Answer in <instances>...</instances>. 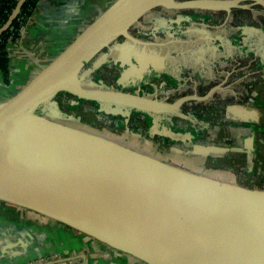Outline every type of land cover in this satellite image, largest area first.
Listing matches in <instances>:
<instances>
[{
	"label": "water",
	"instance_id": "95a60500",
	"mask_svg": "<svg viewBox=\"0 0 264 264\" xmlns=\"http://www.w3.org/2000/svg\"><path fill=\"white\" fill-rule=\"evenodd\" d=\"M18 0L0 35L18 15ZM243 1L115 0L16 93L0 102V200L74 228L145 264H264V190L214 179L103 134L35 113L59 91L106 105L174 113L173 101L85 86L80 69L155 6L226 11ZM45 264V263H43Z\"/></svg>",
	"mask_w": 264,
	"mask_h": 264
},
{
	"label": "crops",
	"instance_id": "0c3cea01",
	"mask_svg": "<svg viewBox=\"0 0 264 264\" xmlns=\"http://www.w3.org/2000/svg\"><path fill=\"white\" fill-rule=\"evenodd\" d=\"M114 1L38 0L18 40L7 43L10 81L7 85L4 84L0 72V102L24 86ZM157 16L155 10H149L130 27L142 28ZM182 20L185 22L187 19ZM178 27L179 30L186 29V33L192 34L195 45L202 33L206 49L220 51L222 60L215 64L213 61L209 62L206 65L209 69L203 71H207L214 80L224 78L223 81H227L228 86L233 84V87L241 83L247 76L249 61L247 60L245 64V58L248 56L256 57L257 63L252 64L264 70V19L256 23L250 18L242 20L241 17L231 16L227 24L221 26L212 24V18L209 17L206 23L194 19L187 26L178 24ZM119 37L97 53L92 67L96 68L111 60H119L122 65L129 67L119 78L133 76L139 78L149 71L151 56L155 58L152 60L155 63L167 56L165 55L167 53L142 46L123 36H121L123 40H119ZM140 39L144 41L143 38ZM194 44L190 45L191 51L195 49ZM177 48L180 50L181 46H176L175 49ZM224 52L227 54L224 55ZM180 54L183 55L182 52ZM152 61L150 64L163 66L161 62L155 64ZM232 66H240L239 69L242 70L246 68L242 71L244 76L241 79L239 76L230 77ZM251 73H254V70ZM117 82L119 83L118 79ZM43 263L145 264L63 223L0 200V264Z\"/></svg>",
	"mask_w": 264,
	"mask_h": 264
},
{
	"label": "trees",
	"instance_id": "16d2710c",
	"mask_svg": "<svg viewBox=\"0 0 264 264\" xmlns=\"http://www.w3.org/2000/svg\"><path fill=\"white\" fill-rule=\"evenodd\" d=\"M17 1L18 0L0 1V26L6 21ZM37 1L38 0H25L16 18L0 35V72L2 74L3 82L6 85L10 81L7 43L9 41H16L20 37V25L21 23H25L28 20ZM211 17L212 24H220L221 20L223 19L221 11L218 13H212ZM241 18L242 20L244 18H247L248 20V17L246 16H242ZM214 53H217V56L221 58L219 50L210 52V50L207 49L205 52H203V55H207L206 57L211 60ZM226 54L227 53L224 52V55ZM247 60L248 58H245V64L247 63ZM178 61H180L179 63H182L184 59L180 58ZM252 63H247V76L241 83L237 85L234 84L236 86L233 87V84L228 86V83L226 82L224 85V90L230 91L232 94L234 92V97L232 99L237 101L235 104L233 102L231 103L234 104L232 105L234 108L240 109L246 104V107L257 110V120L251 122L240 121L239 119L234 121L226 119L224 115V109L226 108L225 102H216L211 100L212 98H209L205 101L189 100L180 107V109H183L187 112L189 111V113L193 114L192 119H189L188 114L184 112L182 115L177 114L176 111L174 113L161 114H166L172 117V121L171 119L169 121L170 125L172 124L181 126V130L178 134L179 136H183L184 133L190 131V135L188 137L190 140L198 139L197 137L209 139L214 138L216 143L230 147L235 146L236 141H234L228 132H234L236 129L244 128L245 132H249V135L252 136L253 139L255 158L252 161L251 169L241 166L244 160L241 157L234 156L237 154L233 155L230 153L223 155L227 165L213 164L215 161L217 163L219 160L215 156L206 157L207 165L211 168L228 167L229 169H232L235 173V178L233 181L230 179L229 182L236 183L249 189L264 190V70L257 68L258 66L253 65ZM239 67L240 66H232L230 68V77L239 76L241 79V77L244 76L242 71L246 70V68L242 70L239 69ZM206 68H208V66H205L204 70H206ZM253 70L254 73H251ZM117 72L118 70L114 68H108L105 64H102L100 67H92L90 77H92V79L96 82L101 80V82H103L107 87H112L111 81L109 82L106 78L109 77L108 74L110 73H112V75H117ZM192 83L193 81H188L187 86L185 87L190 88L193 85ZM230 87L232 89H230ZM202 89V91L205 90L204 86ZM241 96L244 98L240 99ZM48 102L53 105L50 107L55 113L73 114V116L80 117L79 121L81 124L94 131H105L118 138L121 136V134H123L124 131H132L138 133L145 139L154 140L158 145L161 143H168L166 142L168 139H163L162 137L164 136L160 134H154L152 137L145 135V127L151 125V123L153 125V122L155 123L154 115L158 113L138 110L135 108H130V110L125 111L124 109L126 106L115 104L106 106V104L101 102L81 98L66 91H59L55 93L49 98ZM151 117L153 118V121ZM181 138L182 137H180V139ZM168 144L165 146H169ZM165 146L163 147L165 148ZM239 155L241 156L242 154Z\"/></svg>",
	"mask_w": 264,
	"mask_h": 264
},
{
	"label": "rangeland",
	"instance_id": "374dc122",
	"mask_svg": "<svg viewBox=\"0 0 264 264\" xmlns=\"http://www.w3.org/2000/svg\"><path fill=\"white\" fill-rule=\"evenodd\" d=\"M152 26H155V25L152 24ZM152 33L154 34L155 30H153ZM189 35L192 36V34H189ZM198 39L200 40H197L198 41L197 51L192 53L190 56L192 60L190 65L187 66L185 65L186 63L184 61L182 63H179L180 61H178L180 58L186 60L187 58L186 55L175 58L176 61H174V65L177 70L184 71L185 73H189L190 71L197 72L199 76L198 83L203 85L205 87L204 89H206L207 87L213 84H211L212 82L207 80V78L202 75L204 74L203 73L204 67L212 60L206 57L207 55H203V52L207 50L205 48L204 41H202V40H205L204 35L201 33ZM139 44L142 46H145L142 43H139ZM96 57H97V54L94 55L80 69L79 71L80 81L85 86L94 85V86L107 87L103 82H101V80H98V82H96L92 79V77H90V74L92 71V63ZM219 60H222V58H220ZM90 64H91V68L89 66ZM135 78H136L135 76L127 77V78L126 77L117 78L119 80V83L116 82V86L118 87V89H132L130 91H136L144 96L158 97L159 99H165L167 101H172L174 99L173 97H175V94L181 93L183 91L182 88H184L185 86L179 80V76L173 79L166 78V79H163L159 83V87L162 86V90L156 94L154 93V91L148 90L147 88H143V89L135 88V86L137 87L138 85L137 83L134 84ZM200 84H198V86H200ZM133 85L135 86L132 87ZM112 88H115V87L113 86ZM165 96H170L171 98L166 99ZM213 96L214 97L211 100H214L216 102L218 101L225 102L226 108L224 109V115L226 119H229L231 121L239 119L240 121H251V122L257 120V117H258L257 110L246 107L247 106L246 104L240 109H236L232 106L235 103H237L236 100L232 99L233 97H230L232 96V94L219 91V92L214 93ZM243 98L244 97L242 96L240 97V99H243ZM232 102L234 104H231ZM50 106H53V105H51L49 102L44 103L39 108L35 109V113L41 116H44L48 119L66 123L73 127H79V128L82 127L84 129L92 130L89 127L81 124V122L79 121L80 117L73 116V114H66V113L57 114L51 109ZM124 110L128 111L130 110V108L126 107ZM176 112L177 114H181V115L184 112L188 114L189 119L193 118V114L189 113V111L187 112V111H184L183 109H178ZM170 119L172 121V117L166 114H161V113L155 114L154 115L155 123L153 122V125L151 123V125L145 127L146 136L152 137L154 136V134H160L164 136L162 137L163 139L165 140L168 139L166 142L168 143L170 142L169 144L167 143L169 146H165L167 145L166 143H161L160 145H158L154 140L145 139L138 133H135L132 131L130 132L124 131L123 134H121L119 138L105 131H99V132H102L101 134H103L105 137L115 140L137 151L143 152L150 156L157 157L163 161H166L167 163H171L173 165L188 169L190 171H193V172H196V173H199V174H202V175L214 178V179H219V180L223 179L226 182H229L230 179H232L233 181V179L235 178V173L233 172V170L229 169L228 167H225V168L209 167L206 161L207 156H215L219 159L217 163L215 161L213 164L227 165V163L224 160L225 157L223 155H227L229 153L233 155L237 154L234 156L241 157L244 160L241 166L247 169H251L252 161L255 158L253 139H252V136L249 135V132L247 131L245 132L244 128L236 129L234 130V132H231V131L228 132V134L232 136L234 141H236L235 142L236 145L230 147V146H225V145L216 143L214 138L209 139V138L197 137L198 139L190 140V138H188L190 135V131H187V133H184L183 136H179L178 134L181 130V126L172 125V124L170 125L169 124ZM152 121H153V118H152ZM180 137L182 138L180 139ZM163 146H165V148ZM239 154H242V155L240 156Z\"/></svg>",
	"mask_w": 264,
	"mask_h": 264
},
{
	"label": "flooded vegetation",
	"instance_id": "af4514ba",
	"mask_svg": "<svg viewBox=\"0 0 264 264\" xmlns=\"http://www.w3.org/2000/svg\"><path fill=\"white\" fill-rule=\"evenodd\" d=\"M151 10H155V12H157L158 16L156 18L152 19L150 22L145 24V26L142 28H140V27L139 28L138 27L137 28L136 27H130L129 28V30H130L129 34L130 35H132L133 37H135L139 40H141L140 38H143L145 41L142 40V42H135V41L130 40V39H128V40L135 42L137 44L142 43L143 45H145V47L153 48L154 50H156V51L158 50L162 53H167V54H165L167 56L164 58V60L156 61V63L161 62L163 65L162 67L159 65L150 64V61L155 60V58H151L152 57L151 56L149 58V67L151 66L150 67L151 69L149 68V71L145 72L139 78H135L134 84L137 83L138 85H137V87L135 85H133L132 87L135 86V88H140V89L141 88L142 89L147 88L148 90L154 91V93L157 94V93H159V91L162 90V86H160L161 87L160 88L159 83L163 79H166V78L167 79H169V78L173 79V78L179 76V80L185 86H187L188 81H190V82L193 81V83H192L193 85L190 88L184 86V88H182L183 91L181 93H178V94L176 93L174 99H176L182 95L192 94L194 92L202 95L204 92L206 93L209 88H211L212 86H214L216 84H221V89L214 91L210 98H213L214 93L219 92V91L232 94L231 92H227L226 90H224V85L227 82V81L226 82L223 81L224 78L219 77L218 79L214 80L213 77L207 73V71L203 72L204 74L203 75L201 74V75L205 76L207 78V80L212 82L211 84H213V85H210L204 91H202L203 85L198 83L199 76H198L197 72H195V71L191 72L190 71L191 73L190 72L185 73L184 71H179L176 69V67L174 65V61H176L175 58L186 55L187 58L184 61L187 62L186 65H189L192 62L190 56L192 53L197 51L196 46L198 44V43L196 45L194 44V41L192 40L193 39L192 36H189V34L185 32L186 29L179 30L180 28L178 27V24H182L183 26H185V25L187 26L188 23L193 21L194 19H196V20L198 19V20H201V21L206 23V19L211 17L212 13H218L220 11L222 12V17H223V19L220 22L221 26H224L225 24H227V22L231 16L236 17V18L246 16V17L250 18L253 22L257 23V22L264 19V9L260 5L251 4L250 1H243V2H240L237 5H234L231 7V11H230V14L228 17H227L226 11L222 8H217V9H167L163 6L158 5V6H155L154 8H152ZM206 17H208V18H206ZM183 18H185L187 20L185 22L183 20L181 21V19H183ZM178 20H180V22ZM152 24H154L155 26H152ZM153 30H155L154 34L152 33ZM189 37H191L190 40H188ZM119 40H123V38L119 37ZM192 44L195 45V46L193 45L194 46L193 48H195V49L191 51L190 45H192ZM176 46H178V47L181 46V49L180 50H179V48L175 49ZM182 46H183V49H182ZM205 48H206V45H205ZM212 51H214V50L210 49V52H212ZM181 52L183 53V55L180 54ZM219 53H220V51H219ZM217 55H218L217 53H214L212 55V57H213L212 61L214 62V64L217 62L219 63L221 61V60H219L220 57H218ZM247 58H248V61L250 62V64L252 62H253V64L257 63L258 59L256 57L248 56ZM135 61H136V59H135ZM152 62L155 63V61H152ZM103 64H105L108 68H114V69L118 70L117 75H112V73H110V74H108L109 77L106 78V79H108L109 82L111 81L112 87L114 86L115 89H118V87L116 86L117 78H119L124 73V71L128 70L129 67H127L126 65H122L119 60H111V61L105 62ZM136 64H137V61H136ZM194 69H196V68H194ZM103 80H104V77H103ZM198 84H200V86H198ZM120 90L140 94L139 92H136V91H130L132 89H120ZM200 91L203 93H201ZM230 97H234V92H233L232 96H230ZM165 98L167 99V98H171V97L165 96Z\"/></svg>",
	"mask_w": 264,
	"mask_h": 264
},
{
	"label": "built area",
	"instance_id": "2783aa9c",
	"mask_svg": "<svg viewBox=\"0 0 264 264\" xmlns=\"http://www.w3.org/2000/svg\"><path fill=\"white\" fill-rule=\"evenodd\" d=\"M25 24H26V22L25 23H21L20 29H19L20 34L23 32Z\"/></svg>",
	"mask_w": 264,
	"mask_h": 264
}]
</instances>
